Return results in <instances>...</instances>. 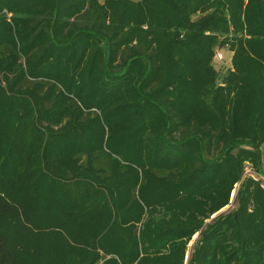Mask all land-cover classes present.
<instances>
[{
	"label": "trees",
	"instance_id": "1",
	"mask_svg": "<svg viewBox=\"0 0 264 264\" xmlns=\"http://www.w3.org/2000/svg\"><path fill=\"white\" fill-rule=\"evenodd\" d=\"M196 234L187 264H264V0H0V264Z\"/></svg>",
	"mask_w": 264,
	"mask_h": 264
},
{
	"label": "rangeland",
	"instance_id": "2",
	"mask_svg": "<svg viewBox=\"0 0 264 264\" xmlns=\"http://www.w3.org/2000/svg\"><path fill=\"white\" fill-rule=\"evenodd\" d=\"M223 50L224 51H221L222 53V57H223V60L222 61H219L216 56L214 58V65L216 66L217 69H219V72L221 75H224L225 73H227V71H229L230 69L233 70V56H234V51L232 50L231 46L226 44L223 45ZM252 165L250 163H248V166H247V170H246V174H250V172L252 173L251 176L253 177H257L258 179V176L257 174L252 170ZM237 189H238V185L237 187L235 188V190L233 191V196H232V200H231V203L228 205V207L222 209L221 211H219V213L215 214L214 216H212L211 219L219 216V214H222V213H226V212H230L232 210H234V206H233V200L235 199V196L237 194ZM199 239V234H196L195 237L192 239L191 243L189 244L188 246V254H187V257H186V264L188 263V260L191 256V253L193 252V248H194V245L196 243V241Z\"/></svg>",
	"mask_w": 264,
	"mask_h": 264
},
{
	"label": "built area",
	"instance_id": "3",
	"mask_svg": "<svg viewBox=\"0 0 264 264\" xmlns=\"http://www.w3.org/2000/svg\"><path fill=\"white\" fill-rule=\"evenodd\" d=\"M216 58L219 60V61H222L223 60V57H222V53L221 51H218L217 54H216Z\"/></svg>",
	"mask_w": 264,
	"mask_h": 264
}]
</instances>
